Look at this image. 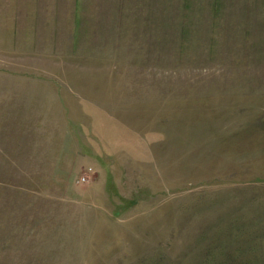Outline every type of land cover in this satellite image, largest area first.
Masks as SVG:
<instances>
[{
  "label": "rangeland",
  "instance_id": "374dc122",
  "mask_svg": "<svg viewBox=\"0 0 264 264\" xmlns=\"http://www.w3.org/2000/svg\"><path fill=\"white\" fill-rule=\"evenodd\" d=\"M0 264H264V0H0Z\"/></svg>",
  "mask_w": 264,
  "mask_h": 264
},
{
  "label": "built area",
  "instance_id": "2783aa9c",
  "mask_svg": "<svg viewBox=\"0 0 264 264\" xmlns=\"http://www.w3.org/2000/svg\"><path fill=\"white\" fill-rule=\"evenodd\" d=\"M91 171V169H89V172ZM89 175H90V173H88V174H86V175H84V176H82L81 177V180H88L89 179Z\"/></svg>",
  "mask_w": 264,
  "mask_h": 264
}]
</instances>
